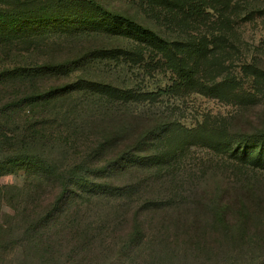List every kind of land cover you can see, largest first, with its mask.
<instances>
[{
	"label": "rangeland",
	"instance_id": "obj_1",
	"mask_svg": "<svg viewBox=\"0 0 264 264\" xmlns=\"http://www.w3.org/2000/svg\"><path fill=\"white\" fill-rule=\"evenodd\" d=\"M54 2L41 0L42 4ZM99 2L107 9L156 31L165 39L189 41L193 44L197 43L202 36L209 37L210 34L215 36L217 31L222 29V32L226 31L227 42L218 39L216 42L218 46L214 51L199 55L194 54L192 47H182L181 50H184L180 54L185 56L183 60L185 64L197 65L198 71L194 85H189L180 79L175 89L150 96V98H140V94L163 89L165 86H171L172 82L171 73L165 68L164 49L158 48L153 43L147 45L131 41L135 52L141 50L142 53L138 60L137 56H134L135 62H119L118 60L122 58L119 56L108 57L109 59L100 61V64L94 68L76 67L72 73L61 78L71 79L79 76L110 83L136 96L137 101L132 103L121 101L123 104H116V102L111 104L104 100L116 97L126 99V96L118 94L117 90L114 92V90H103L98 87L92 89L83 84L80 91L66 90L56 95L57 92L49 88L59 85L47 83L45 78L43 80L40 78L42 82L32 81L36 87L40 85L39 91L44 90V94H48L45 99L41 96L36 101L37 104L46 103L47 105L44 112H47L48 117L42 121H50L54 116H56L55 121L64 120L61 123L63 137L61 142L57 143V140H52L49 136V143L46 134L43 138H36L28 133V131L31 132L28 128L30 112L28 106L25 108V103L22 101H25L24 97L28 96H24V93L32 91V85H30L32 82L30 78L26 79L18 75L16 70L20 60L23 61L27 56L26 49L33 46L32 41L35 44L34 41L40 38V43L37 44L40 48L39 60L56 62L75 55L76 50L83 45L82 49L90 46L114 47L117 44V46L129 47L130 41L125 38L119 39L117 36L104 37L102 34H105L102 32H97L99 35L87 32L88 30L82 32V28H88L85 27L88 23L91 26L101 24L105 26L102 27L104 30L114 34H125L120 27L104 25L106 21L98 16V11L81 0H67L42 8H37V3L30 0H0V11L4 14L10 13L8 16H14V20L13 18L8 20L11 22L9 27L14 28L19 25V29L16 28V30L33 35L32 38H22L24 40L20 44L17 40L9 41L15 45L10 49L5 48L9 54L3 55V51H0V162L2 164L5 160H19L16 161L13 172L0 175V229L7 227V224L13 228L16 227V223L22 222V209L30 202L29 197L35 184L39 185V181L44 185L47 183L46 180H39L45 175L46 166H54L60 170V162L62 160L65 162L66 157L85 155L90 150V141L94 140L98 133L104 131L112 134L111 129L121 128L127 124L131 126L128 130L124 127L123 139L129 143L133 142L138 153L144 152L149 145L153 147L151 139L145 142L143 139L148 132L151 134L150 137L156 136L160 122L178 124V127H181L175 129L176 126H173L162 136L164 141L174 145L181 143V154L174 164L175 170L172 175H163L159 171L155 174L153 169L150 170L154 178L152 181L156 180L158 187L155 183L154 188L142 185L141 198L148 195L154 196L155 199L157 196L173 197L174 203H188L190 209L187 210L185 217L192 220H203L204 216H211L216 205L211 204L210 201L215 203L214 201L222 200L224 204L233 201V204L226 208L225 213L237 214L238 211L233 214V210L237 208L233 198H241L245 195L243 188L247 183L246 179L252 182L250 186L264 181V173H262L264 170L261 168L254 172L249 171L250 175L246 176L247 171L243 169L246 167L229 158L231 148L237 144V137L240 134L245 135V133L254 132L255 129H264V76L253 78L242 68L246 64H258L264 67V18L255 14L248 15L250 12L248 8L262 7L264 0H239V4L237 1L231 12L223 11L222 14L215 13L211 9H204L207 13L204 14L201 10L199 19H193L189 17L190 15L184 16L176 7L168 4L152 3L154 0L148 3L147 0H99ZM198 12L197 9L194 16ZM3 19L6 24V19L4 17ZM76 30L79 32H74ZM61 31L76 34L60 36ZM40 32H43V36L39 35ZM56 42H64L63 44H68V47H63V44H56ZM223 79L229 83L217 85L219 93L213 94L209 92V89V91L205 89ZM63 82L65 80H61V83ZM255 88H257L256 91ZM88 92H92L91 96L94 94L91 100L87 96ZM52 93L53 95L50 96ZM98 95L101 98L97 97ZM10 96H14V100L19 102L13 106L9 103L4 105ZM256 98L258 102L254 103ZM66 121H68L67 126L70 125L69 121H72L78 127H83L90 140L86 141L88 137L80 138L82 130L71 134L72 127L68 130L67 126L65 127ZM199 123L208 126L209 132H206L208 134H201V137L199 134L201 132L198 131L186 138L182 136V134L185 135L184 129L193 128ZM44 124L46 126L45 122ZM45 130L51 131L48 127ZM228 140L231 143L229 148L227 145L224 147L217 145L218 148L215 149L216 144ZM20 144H24L21 145V149H19ZM247 149L249 155L247 158H255L260 151L264 152V141L248 144ZM30 156L37 162L22 160ZM36 164L40 167L31 166ZM33 176H35L33 182H29ZM230 184L235 187H231ZM259 191L264 203V188ZM47 196V199L51 198V195ZM226 196L230 199H225ZM202 202L211 204L209 205L211 208L209 211L201 210L202 212L196 213L193 207L199 203L203 206ZM174 217L175 214L170 209H165L155 214L154 220L164 218L169 221ZM211 218L214 219V217ZM240 219L243 220V218ZM10 231L14 233L13 230ZM164 238L160 236L157 241H163L162 246L157 243L155 247L150 243L146 245L143 254L152 258L145 264H190L188 260L177 258L171 246L170 249L165 250ZM19 252L16 242L0 248V264H30L29 260L23 259ZM249 252L236 248L229 251L228 255L210 256L207 261L201 257L195 261V264H255L257 260L264 261L262 255L253 256ZM97 254L99 253H83L80 264L90 262Z\"/></svg>",
	"mask_w": 264,
	"mask_h": 264
},
{
	"label": "trees",
	"instance_id": "obj_2",
	"mask_svg": "<svg viewBox=\"0 0 264 264\" xmlns=\"http://www.w3.org/2000/svg\"><path fill=\"white\" fill-rule=\"evenodd\" d=\"M30 1L36 2L37 8H42L67 0H52L55 2L51 4H42L41 0ZM81 1L98 11V16L106 21L104 25L120 27L125 34H114V32L104 30L102 27L105 26L101 24L91 26L88 23L85 26L88 28H82V32L88 30L87 32H94V35H99L97 32H102L105 34H102L104 37L117 36L119 39H129L130 45L129 47L117 46L118 44L114 47L90 46L82 49L83 45V47L76 50L75 55L73 54L60 62H56L53 60H39L40 48L37 44L40 43V38L34 41L35 44L32 41L33 46L26 49L27 56L23 61L20 60L16 67L18 75L26 79L30 78V82L41 81L45 78V82L59 85L58 87L49 88V90L57 92L56 95L66 90L77 91L83 84H86L92 89L98 87L103 90H114V92L117 90L119 91L118 94L126 96L124 100L119 97L115 99L105 98L104 100L108 103L123 104V101L131 103L137 101L136 96L128 94L130 91L126 92L125 89H118L110 83L79 76H74L71 79H61L68 73H72L76 67L79 69L81 67L94 68L100 64V61L113 56L122 57L118 60L119 62H135L134 56H137L138 60L142 53L141 50L135 52L131 41L147 45L153 43L158 48L164 49L166 54L165 68L166 71L171 73V86H165L163 89L154 92L142 93L140 98H150V96H156L159 93L170 92L175 89L180 79L189 85H194L195 75L198 71L197 65L185 64L183 61L185 56L180 54L183 53L184 49L181 50V48L184 46L192 47L191 50L194 49V54L199 55L214 51L218 46L216 43L218 39L227 42L226 31L222 32V29L218 30L215 36L211 34L209 37L202 36L197 43L193 44L189 41L165 39L156 31L141 23L107 9L99 0ZM149 1L151 0H147V3ZM237 1L239 4V0H154L152 3L168 4L176 7L184 16L190 15L189 17L193 19H199L198 15L201 10L204 14L207 13L204 12V9H211L218 14H222L223 11L231 12ZM197 9L199 12L194 16ZM248 10L250 11L248 15L255 14L264 18V6L256 9L248 8ZM8 15L10 13L4 14L0 11V51H3V55L9 54L5 48L10 49V47L15 46L9 41L17 40L20 44L24 40L22 38H32L33 36L18 30L19 25L14 26V28L9 27L11 22L8 20L11 18L14 20V16ZM3 17L6 19V24ZM16 28L18 29L16 30ZM74 32H79V30ZM63 34L73 36L76 33L65 31L59 33L60 36H63ZM39 35L43 36V32H40ZM216 36L217 39H215ZM63 43L56 42V44ZM63 47H68V44H63ZM242 68L253 78L264 76V67L258 64H246ZM61 80H65V82L61 83ZM59 82L61 84H58ZM224 82L228 81L223 79L214 84L215 86L205 89H209L210 93L217 94L219 93L218 87ZM30 85H32V91L25 92L24 96H28H25L23 99L25 101H22L25 103V108L28 106L30 112L28 128L31 132L28 131L29 135L43 138L46 134L49 143V136L52 140H57V143H60L61 138H63L61 136V123L64 120L55 121L56 116H54L50 121H42L48 117L47 112H44L47 105L46 103L37 104L36 101L41 96L45 99L48 94H44V90H38L40 85L36 87L33 82ZM49 90L47 91L49 92ZM256 90L257 88H255ZM91 95L92 92L87 93L90 100L94 94ZM17 102L19 101L14 100V96H10L4 105L9 103L10 106H13ZM256 102H258V98L254 103ZM160 121H162V118H160ZM67 122H65V127L68 125ZM69 124L67 128L69 130V127H72L71 134L82 130L80 138L88 137V133L84 131L83 127H78L72 121H69ZM130 126V124H127L121 128L111 129L113 130L111 131L112 134H107L104 131L98 133L94 140L90 141L92 148L90 146V150L85 155L72 158L66 157L65 162L63 160L60 162V170L54 168V166H46L44 168L45 175L41 179H37L46 180L47 183L44 185L43 182L39 181V185L35 184V188L29 197L30 202L22 209V222L16 223V227L13 228L10 227V224H7V227H1L3 229H0V248L9 243H18L21 257L29 260L28 263L30 264H80V257L85 252L99 253L93 257V260L87 261L86 264H145L152 257H146L143 250L148 246V243L154 247L156 243L162 246L163 241L157 242L161 236L162 238L165 237V250L170 249L171 246L172 250L176 252L177 258L188 260L190 264H195V261L201 257L207 261L210 256L228 255L230 254L229 251L236 248L250 251L249 253H252L253 256L255 254L262 255L264 258V203L260 198L262 197L260 196L261 191H259L263 190L264 181L250 186L249 184L252 182L246 179L247 183L244 184L243 188L245 195L241 198H233L237 205V208L233 210V214L238 211L237 214L225 213L226 208L233 204V201L224 204L222 200H213L215 203L211 201L210 203L216 206H214V210L212 209L211 216H204L203 220L188 219L185 217L187 210L190 209L188 203H174L173 197L157 196L155 199L154 196L148 195L141 198L142 185L143 187L152 188L155 183L158 187L157 181H152L154 178L151 176L150 170L153 169L155 174L156 171H159L163 175H172L175 170L174 164L181 154V143L180 145H174L171 142L164 141L162 136L173 126H176L175 129L181 127H178V124L160 122V128L156 130L158 134L156 133V136L150 137L151 134L148 132L143 139L144 142L151 139L153 147L149 145L148 148L144 149V152L138 153L133 142L129 143L123 139L122 134L125 128L128 130ZM47 127L51 130L50 132H46ZM198 131L201 132L199 134L202 137L204 133L208 134L206 132H209V128L207 125L199 123L193 128L184 129L185 135L182 134V136L186 138ZM253 131L252 133H245V135L240 134L237 137V144L231 148V157H229L237 164L239 162V164L246 167L243 168L247 171L246 176L250 175L248 174L249 171L254 172L260 168L264 170V154H261L264 152L260 151L255 158H247L249 156L247 145L264 141V129ZM88 139L89 137L86 141ZM230 144L228 140L216 144L215 149L218 148L217 145L221 147L227 145L229 148ZM21 145L24 144H20L19 149H21ZM10 147H12L11 144ZM16 149H18L17 146ZM22 160L31 163L37 162L32 156ZM16 161L19 160L16 159ZM16 161L5 160V163L2 164L0 162V175L13 172L17 164ZM31 166L40 167L39 164ZM34 179L35 176L31 177L29 182H33ZM230 185L235 187V185ZM251 187H257L259 190ZM47 195H51V198L47 199ZM225 199L230 198L226 196ZM211 204L202 202L203 206H200L199 203L193 209L196 213L206 212L211 208L209 206ZM221 204L223 205L221 206ZM252 208L253 210H248ZM165 209H170L175 217L169 219V221L164 218L154 220V215ZM211 217H214V219ZM240 218H243V220ZM10 230H13L14 233ZM163 232L165 234H162ZM229 248L232 249L229 250ZM255 264H264V261L259 262L257 260Z\"/></svg>",
	"mask_w": 264,
	"mask_h": 264
}]
</instances>
